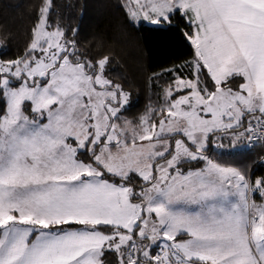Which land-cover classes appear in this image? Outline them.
<instances>
[{
	"label": "snow or ice",
	"instance_id": "6c2138e0",
	"mask_svg": "<svg viewBox=\"0 0 264 264\" xmlns=\"http://www.w3.org/2000/svg\"><path fill=\"white\" fill-rule=\"evenodd\" d=\"M56 8L0 54V264H264V154L229 159L264 146V0H122L179 50L143 110Z\"/></svg>",
	"mask_w": 264,
	"mask_h": 264
},
{
	"label": "trees",
	"instance_id": "16d2710c",
	"mask_svg": "<svg viewBox=\"0 0 264 264\" xmlns=\"http://www.w3.org/2000/svg\"><path fill=\"white\" fill-rule=\"evenodd\" d=\"M40 0H0V54L14 55L30 40V29L37 17ZM122 0H55L56 11L63 24L78 28L76 39L92 56L109 55L106 72L125 85L143 110L149 98L155 99V87L150 80L153 71L179 54L170 33H157L152 26L130 27L121 11ZM262 149L229 159L237 164L259 167Z\"/></svg>",
	"mask_w": 264,
	"mask_h": 264
},
{
	"label": "built area",
	"instance_id": "2783aa9c",
	"mask_svg": "<svg viewBox=\"0 0 264 264\" xmlns=\"http://www.w3.org/2000/svg\"><path fill=\"white\" fill-rule=\"evenodd\" d=\"M257 146H259L261 149H262V151H263V154H264V146H261V145H257ZM256 146V147H257ZM255 148V147H254Z\"/></svg>",
	"mask_w": 264,
	"mask_h": 264
}]
</instances>
